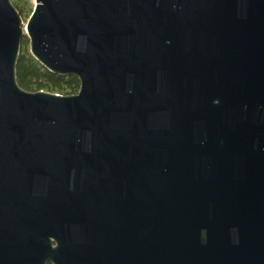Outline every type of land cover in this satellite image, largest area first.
Masks as SVG:
<instances>
[{
    "label": "water",
    "instance_id": "obj_1",
    "mask_svg": "<svg viewBox=\"0 0 264 264\" xmlns=\"http://www.w3.org/2000/svg\"><path fill=\"white\" fill-rule=\"evenodd\" d=\"M0 264H264V0H0Z\"/></svg>",
    "mask_w": 264,
    "mask_h": 264
},
{
    "label": "trees",
    "instance_id": "obj_2",
    "mask_svg": "<svg viewBox=\"0 0 264 264\" xmlns=\"http://www.w3.org/2000/svg\"><path fill=\"white\" fill-rule=\"evenodd\" d=\"M11 2L21 18L25 16V7H21L12 0ZM16 80L22 88L28 91L43 90L58 94H74L79 88V81L76 76L61 75L44 68L29 52L28 37L25 34L20 40L16 63Z\"/></svg>",
    "mask_w": 264,
    "mask_h": 264
},
{
    "label": "rangeland",
    "instance_id": "obj_3",
    "mask_svg": "<svg viewBox=\"0 0 264 264\" xmlns=\"http://www.w3.org/2000/svg\"><path fill=\"white\" fill-rule=\"evenodd\" d=\"M12 1H14L18 5H20L21 7H25L24 8V10H25L24 15L25 16L22 17L23 24H25L26 21H27V19H28V16H29L27 14L32 11V7H33V4H34V0H12Z\"/></svg>",
    "mask_w": 264,
    "mask_h": 264
}]
</instances>
